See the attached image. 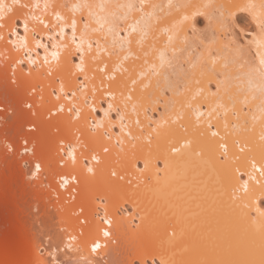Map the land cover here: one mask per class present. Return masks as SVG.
<instances>
[{
	"label": "bare ground",
	"instance_id": "bare-ground-1",
	"mask_svg": "<svg viewBox=\"0 0 264 264\" xmlns=\"http://www.w3.org/2000/svg\"><path fill=\"white\" fill-rule=\"evenodd\" d=\"M0 2V264H58L61 252V264H103L102 253L112 259L107 264H261L264 178L251 165L264 164V95L250 70L264 52V0ZM212 6L233 23L216 28V54L210 45L197 47L198 17H210ZM242 11L258 33L238 24ZM246 49L256 62L235 70ZM181 53L183 87L170 74ZM34 142L33 155L24 156ZM97 145L103 151L93 160L89 149ZM72 179L79 191L68 200L61 187ZM95 195L106 210L101 218ZM56 213L65 224L43 228L56 239L43 256L35 221ZM109 217L117 244L102 247ZM171 223L177 232L170 233ZM96 242L101 247L93 251ZM122 250L128 256L120 259Z\"/></svg>",
	"mask_w": 264,
	"mask_h": 264
},
{
	"label": "rangeland",
	"instance_id": "rangeland-1",
	"mask_svg": "<svg viewBox=\"0 0 264 264\" xmlns=\"http://www.w3.org/2000/svg\"><path fill=\"white\" fill-rule=\"evenodd\" d=\"M122 0H117V2H121ZM209 12H210V17H206L205 15H199V17H198V35H197V39H200V40H198V43H197V47L198 48H201V46L200 45H202V43L203 44H207V45H210V46H212V53H214V54H216L217 53V50H216V43H217V30H216V28L217 27H219L220 29H225L228 25H229V23H230V25L232 24L233 25V23L232 22H229L230 20L229 19H225V17L223 16V14L220 12V10H219V8H217V7H211L210 8V10H209ZM229 20V21H228ZM238 24L240 25V26H242L243 28H246V29H249L250 31H254V33H258L259 31V29H258V26H256V23L251 19V16L250 15H248L247 14V12H245V11H242V12H240L239 13V17H238ZM252 35L253 34H250V33H248L247 34V36L249 37V36H251L252 37ZM242 48V47H241ZM244 48V47H243ZM235 51H238V50H235ZM243 52L237 57V62H241V65H238V67H236L235 68V70H238V69H241V68H244V67H246V66H249L250 64H254L255 62H256V59L254 58V56H253V54H251L247 49L246 50H242ZM184 57H185V53H181L176 59L178 60L177 62H176V64H174L173 66H172V70L170 69V74H171V82L172 83H174V84H176V85H179L180 87H183V84H184V79L185 78H182L183 77V75H182V72L183 71H185L187 68H186V65H182L181 64V62L180 61H184L185 59H184ZM175 58V57H174ZM175 60V59H174ZM176 61V60H175ZM207 70L210 72V73H212V67L211 68H207ZM177 72H179V73H177ZM30 95H32V93L30 94ZM166 96L169 98V97H171L172 96V93L168 90L167 91V93H166ZM157 100V99H156ZM155 104H157V103H155ZM29 109H31V107H28ZM1 112H3L2 110H1ZM11 114V113H10ZM12 114H14L15 115V112H13ZM57 115V114H56ZM55 114H53V116H56ZM11 116V115H10ZM33 132V131H32ZM55 132H57V131H55ZM57 139H59V138H57ZM59 144V143H58ZM101 144V143H100ZM98 146H100V145H97V146H94L95 148H97ZM92 148H93V146H92ZM94 149V148H93ZM92 149V150H93ZM86 150H87V148H86ZM90 151H91V148L89 149ZM91 153V152H90ZM224 154H226V153H224ZM116 163V162H115ZM117 165H118V163H117ZM115 177V176H114ZM94 199H95V205L97 204V206L99 207L100 205L99 204H103V203H101V202H103V200L100 198V195H95L94 196ZM106 202V201H105ZM120 204V203H119ZM118 204V205H119ZM122 204V205H121ZM121 204L118 206V207H120V209L121 208H127L128 209V211H130V210H132L131 209V206H130V204L129 203H127L126 201H121ZM103 206V205H102ZM35 211H34V213L36 214H38L39 213V208H38V206L36 207V209H34ZM170 211V208H168L167 210H166V212H164V214L165 215H169V214H171V213H173V212H169ZM57 212V211H56ZM131 212V211H130ZM42 213V212H41ZM40 213V214H41ZM54 213V212H53ZM133 213V212H132ZM132 213H130V216H132L133 214ZM37 214H36V216H37ZM123 216H126V214L125 213H121ZM132 214V215H131ZM39 215V214H38ZM56 215H58L57 213L55 214V216H54V214H53V216H51L50 218L52 219V221H51V219L50 218H46V219H43V220H45V221H43L42 219H41V221H37L35 218L36 217H34V219H33V222L35 221V223H36V225L38 224V227H36L35 229H36V231L39 233V234H41L42 236V241H43V244H44V249H40V251H42V252H44V254H43V256H48V255H50V253H49V250L51 249V248H49V246H52V244H54L52 241H55V240H53L54 238L52 237V233L50 234V233H48L47 232V229H50V228H53L54 227V225H56L57 224V226H63V225H61V220L62 219H60V217L59 216H56ZM165 215H164V217H165ZM135 216V215H134ZM137 216V215H136ZM135 216V218H137ZM186 216V215H185ZM190 216V217H189ZM189 216H187L188 217V223H192L191 222V217L192 216H194V214L190 211L189 212ZM38 217V216H37ZM54 219H53V218ZM127 217H129L128 215H127ZM135 218H133V222H131L132 224H131V226H132V228H134V229H137V227H138V225H136V223H138V221H139V219L137 220H135ZM176 218V225H177V221H178V219H179V217L177 216V217H175ZM194 219V217L192 218V220ZM41 222V223H40ZM46 222V223H45ZM173 222V223H174ZM43 223H44V225H43ZM62 224H65L64 223V220H62ZM41 225H43V226H41ZM47 225V226H46ZM136 225V226H135ZM171 225V227L169 226V229H170V233H171V231H175V232H177L178 231V229H177V227L176 226H174L172 223L170 224ZM194 226V225H193ZM44 227H46L45 228V230L46 231H44ZM48 227H50V228H48ZM174 227L176 228V229H174ZM192 226H189V229H188V231H187V234H191L194 230L193 229H195V227H192ZM42 228V229H41ZM34 229V230H35ZM60 229H62V227L60 228ZM41 230H43V231H41ZM62 233V232H61ZM197 233V232H196ZM168 234H169V231H168ZM56 237V236H55ZM129 252V251H128ZM39 254H41V253H39ZM117 254V257H125V255L126 256H128V253L126 254L125 253V251L124 250H122L120 253H116ZM120 255V256H119ZM132 254H130L129 253V256H131ZM41 256H42V254H41ZM59 256L60 257H63V259L64 258H67V256H66V254H64L63 252H61L60 254H59ZM114 257H116V256H114ZM112 258V257H111ZM119 258H117L116 259V261H118L119 262V260L121 259H119ZM114 259V258H113ZM154 261L156 260V262H158L157 261V259H153ZM109 261H112V259L111 260H109ZM113 262H114V260H113ZM146 262H147V264H154V263H152V261L150 260V259H146ZM110 263V262H109ZM115 263V262H114ZM115 264H118L117 262L115 263ZM134 264H140V262L139 261H134Z\"/></svg>",
	"mask_w": 264,
	"mask_h": 264
},
{
	"label": "snow or ice",
	"instance_id": "snow-or-ice-1",
	"mask_svg": "<svg viewBox=\"0 0 264 264\" xmlns=\"http://www.w3.org/2000/svg\"><path fill=\"white\" fill-rule=\"evenodd\" d=\"M242 7H243V10H247L248 8H251L253 6L252 5H245V6H242ZM5 9H6V6L2 2H0V21H4V19H5ZM7 10L11 11V9H7ZM185 19H187V17H185ZM5 26H6L5 23L0 22V28H3ZM258 26L260 27V31H261V38L258 41V44H259V46L261 48H264V13H262L261 16L259 17ZM72 29H73V39H75V30H76L75 21H73V23H72ZM25 31H27V24H25ZM259 55H260V61H259V65L260 66L258 68H252L250 70V74H256V75L259 76V79H260V91H261L262 95H264V52L259 53ZM53 56H54V58H58V54L57 53H53ZM45 61L47 62V58H45ZM262 103H264V101H262ZM109 107L111 108V105H109ZM105 115L107 116V113H105ZM121 119H122V117H121ZM137 123H139V121H137ZM121 131H123V128H121ZM212 135L215 136V135H217V133H212ZM262 139H264V137H262ZM221 147H224L225 151H226V147L224 145H221ZM241 150H243V149H241ZM104 151L107 152L108 149L105 148ZM92 159L96 160L97 157L95 155H93ZM251 166H252V169L254 171L259 172V175H260L261 178H264V164H262L260 167H257V164H256L255 160H253ZM39 167H40L39 164H37L36 165L37 170L39 169ZM88 171L92 172V169L88 168ZM113 175H115V173H113ZM248 175H249V179L250 180H255L256 179V177L253 176L251 173H249ZM257 183H260V181H257ZM241 188H242L244 194L246 195L247 192H248V181L247 180H244V181L241 182ZM260 216L264 217V212H260ZM104 223L111 224V221L108 220V219H105ZM253 223H256L255 219H253ZM258 227H259V230L261 231V233L264 234V221L259 223ZM103 235L105 237H107V236L110 235V233L108 231H104ZM100 247H101V245L98 242H96V243L93 244L92 250L96 251ZM161 264H163V261L161 262ZM215 264H225V262H215ZM261 264H264V260L261 261Z\"/></svg>",
	"mask_w": 264,
	"mask_h": 264
},
{
	"label": "built area",
	"instance_id": "built-area-1",
	"mask_svg": "<svg viewBox=\"0 0 264 264\" xmlns=\"http://www.w3.org/2000/svg\"><path fill=\"white\" fill-rule=\"evenodd\" d=\"M0 110H3V109H0ZM56 130V129H55ZM28 131H35V127H31V129L30 128H28ZM79 136V135H78ZM36 142H34L33 143V146L31 147V150H28L27 152H24V156L25 155H30V156H32L33 155V153H32V151H34V147L36 146ZM59 145L61 146V147H65L66 146V141L65 140H61V141H59ZM23 146L24 147H26V146H28V144L26 143V142H24L23 143ZM103 150H102V148H100V147H97V148H95V149H93V150H91L90 152L93 154V155H99L100 154V152H102ZM61 152H62V154H64V151L63 150H61ZM27 153V154H26ZM61 164V166H63V164L62 163H60ZM30 166V163L29 162H25L24 163V167H26V168H28ZM46 176H47V172L46 171H44L43 172V177L46 179ZM57 182H59V181H62V179H61V177H58V175H57ZM43 185H46V184H43ZM61 190L62 191H64L65 192V196H66V198L68 199V200H74L75 199V197H76V195L78 194V191H79V183H78V181L76 180V179H72L71 181H70V183H67L66 185H65V187H61ZM97 210H98V215L100 216V218L102 217V216H105V209L102 207V206H99V207H97ZM76 214H83L84 212H85V209H84V207H81V206H78L77 208H76ZM109 219H110V221H111V224H106L105 223V227L102 229V238H103V240H104V243H103V246L102 247H105V245H106V243L108 242H110V244H113V245H115V244H117V239H116V236L114 235V234H111V231H110V229H113V219L111 218V217H109ZM105 220V219H104ZM81 224L82 225H86L87 224V219L86 218H82L81 219ZM61 231H64L65 233H68V234H71V230H69L68 228H67V226H64V227H62V229H61ZM104 231H108L109 233H110V235L109 236H107V237H105L104 235H103V233H104ZM79 232H81V230H79ZM43 247H45L44 245H43ZM63 258L62 257H60V262L58 263V264H61V263H64V261L62 260ZM100 260L103 262V264H107V262H109V257L105 254V253H102L101 255H100Z\"/></svg>",
	"mask_w": 264,
	"mask_h": 264
}]
</instances>
